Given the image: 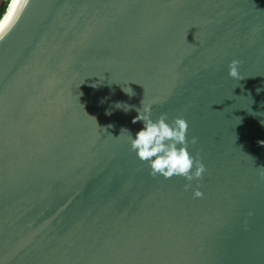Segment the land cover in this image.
I'll return each instance as SVG.
<instances>
[{"label": "water", "instance_id": "water-1", "mask_svg": "<svg viewBox=\"0 0 264 264\" xmlns=\"http://www.w3.org/2000/svg\"><path fill=\"white\" fill-rule=\"evenodd\" d=\"M13 24L0 264H264V0H30ZM143 99L188 121L200 180L131 149Z\"/></svg>", "mask_w": 264, "mask_h": 264}, {"label": "clouds", "instance_id": "clouds-1", "mask_svg": "<svg viewBox=\"0 0 264 264\" xmlns=\"http://www.w3.org/2000/svg\"><path fill=\"white\" fill-rule=\"evenodd\" d=\"M9 3L11 4L12 0H9ZM29 3L30 0H24L23 7L18 9V15L15 17V21L20 19V16ZM3 18V15H0V20ZM12 27H14V24H12L6 32L0 33V42H3ZM240 64L241 61L238 59H233L230 62L228 72L230 77L237 80L244 79L239 72ZM123 91L125 90L123 89ZM126 93L129 95L135 94L133 91ZM141 104L142 107L136 108L137 115L133 117L132 123L142 122L143 127L135 133V137H133L127 128H123L121 133L127 134L131 149L136 153L137 157L141 161L148 163L150 166V175L153 177L160 175L163 176L164 179H170L173 176H183L189 182L193 179L200 180L206 168L204 163L197 157H194L188 150V121L183 116H176L172 122L169 123L167 120V113H161L158 118L153 119L152 103H146L143 99ZM120 105L121 104L118 103L116 107L120 108ZM131 107L134 106L127 105L124 110L128 111ZM108 114L111 113L109 112ZM262 123H264V121H262ZM109 127H111V125H109ZM190 142L191 144H196L197 138L192 137ZM258 143L264 145V140ZM262 175H264V173H262ZM184 187L185 190H187L191 187V184H185ZM203 195L204 193L200 188H196L193 192V196L196 198H201Z\"/></svg>", "mask_w": 264, "mask_h": 264}, {"label": "snow or ice", "instance_id": "snow-or-ice-1", "mask_svg": "<svg viewBox=\"0 0 264 264\" xmlns=\"http://www.w3.org/2000/svg\"><path fill=\"white\" fill-rule=\"evenodd\" d=\"M24 0H12L7 15L0 20V33H4L14 23L18 9L23 7Z\"/></svg>", "mask_w": 264, "mask_h": 264}, {"label": "trees", "instance_id": "trees-1", "mask_svg": "<svg viewBox=\"0 0 264 264\" xmlns=\"http://www.w3.org/2000/svg\"><path fill=\"white\" fill-rule=\"evenodd\" d=\"M8 4H9V0L6 4H4L1 8H0V15H5V13L7 12V8H8Z\"/></svg>", "mask_w": 264, "mask_h": 264}, {"label": "rangeland", "instance_id": "rangeland-1", "mask_svg": "<svg viewBox=\"0 0 264 264\" xmlns=\"http://www.w3.org/2000/svg\"><path fill=\"white\" fill-rule=\"evenodd\" d=\"M8 2V0H0V8L6 4Z\"/></svg>", "mask_w": 264, "mask_h": 264}, {"label": "bare ground", "instance_id": "bare-ground-1", "mask_svg": "<svg viewBox=\"0 0 264 264\" xmlns=\"http://www.w3.org/2000/svg\"><path fill=\"white\" fill-rule=\"evenodd\" d=\"M9 7H10V6H9ZM7 12H8V11H7ZM7 12L5 13V16L7 15ZM5 16H4V17H5ZM2 20H3V19H2Z\"/></svg>", "mask_w": 264, "mask_h": 264}]
</instances>
